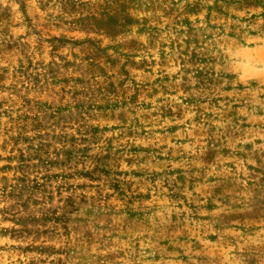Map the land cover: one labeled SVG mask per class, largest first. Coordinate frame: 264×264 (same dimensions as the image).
I'll list each match as a JSON object with an SVG mask.
<instances>
[{
    "label": "rangeland",
    "instance_id": "rangeland-1",
    "mask_svg": "<svg viewBox=\"0 0 264 264\" xmlns=\"http://www.w3.org/2000/svg\"><path fill=\"white\" fill-rule=\"evenodd\" d=\"M0 264H264V0H0Z\"/></svg>",
    "mask_w": 264,
    "mask_h": 264
}]
</instances>
